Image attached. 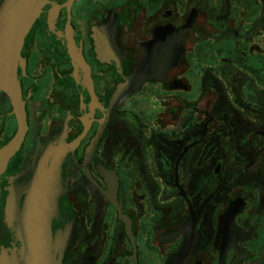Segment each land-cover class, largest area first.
<instances>
[{
  "label": "flooded vegetation",
  "instance_id": "flooded-vegetation-1",
  "mask_svg": "<svg viewBox=\"0 0 264 264\" xmlns=\"http://www.w3.org/2000/svg\"><path fill=\"white\" fill-rule=\"evenodd\" d=\"M170 28L176 65L110 106ZM20 54L27 128L0 176V237L56 141L62 264H264V0H47ZM16 130L0 92V147Z\"/></svg>",
  "mask_w": 264,
  "mask_h": 264
},
{
  "label": "water",
  "instance_id": "water-1",
  "mask_svg": "<svg viewBox=\"0 0 264 264\" xmlns=\"http://www.w3.org/2000/svg\"><path fill=\"white\" fill-rule=\"evenodd\" d=\"M46 1L0 2V92L7 95L17 124L14 136L0 147V176L20 148L26 132L17 68L23 66L20 51L24 38ZM153 35L143 57L113 90L110 106L137 92L143 83L162 79L176 65L184 51L183 29H159ZM63 155L61 146L56 141L50 142L28 182L9 193L5 223L11 232L6 238L0 237V264H62L71 237L68 226L62 228L57 224ZM20 202L23 206H17Z\"/></svg>",
  "mask_w": 264,
  "mask_h": 264
}]
</instances>
